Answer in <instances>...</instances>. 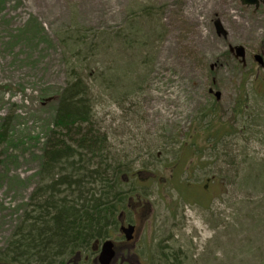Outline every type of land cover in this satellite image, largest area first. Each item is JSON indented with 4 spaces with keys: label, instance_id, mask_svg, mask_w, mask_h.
<instances>
[{
    "label": "rangeland",
    "instance_id": "obj_1",
    "mask_svg": "<svg viewBox=\"0 0 264 264\" xmlns=\"http://www.w3.org/2000/svg\"><path fill=\"white\" fill-rule=\"evenodd\" d=\"M146 5L154 8L153 23L141 19ZM138 18L147 22L143 42L152 53L128 51L139 66L128 69L130 83L116 90L99 84L116 65L127 72L120 53L104 62L81 56L75 70L94 83L92 125L105 139L104 165L118 166V173L161 174L191 154L188 143L205 141L199 157L208 161L216 152L222 175L220 200L207 210L193 211L160 183L137 188L157 201V239L173 233L177 240L165 256L177 254L176 264H264V68L251 59L260 51L264 58V10L249 12L240 0H0V124L9 119L0 148V249L29 224L38 189L51 181L40 176L43 150L76 61L78 33L129 35L130 21ZM229 47L243 49L244 65ZM99 73L105 76L95 79ZM173 205L185 214L177 224ZM103 237L100 245L115 239L116 227L108 226Z\"/></svg>",
    "mask_w": 264,
    "mask_h": 264
},
{
    "label": "trees",
    "instance_id": "obj_2",
    "mask_svg": "<svg viewBox=\"0 0 264 264\" xmlns=\"http://www.w3.org/2000/svg\"><path fill=\"white\" fill-rule=\"evenodd\" d=\"M153 10L151 5L144 6L140 11L143 12L141 19L144 17L153 23ZM130 22L129 35L95 32L91 36L83 34L81 37V32L78 33L79 37L72 45V49H76V61L68 68L71 75L58 97L54 115L55 130L43 150L40 176L51 181L38 189L37 202L28 216L29 224L26 225V222L22 228H18V233L7 246L0 249V264H76L82 260L77 254L90 252L91 240L102 238L107 231L108 221L112 219L111 215H114L121 199L119 190H115L119 188L117 175L120 173L118 166L104 165L105 139L92 125L89 85L94 83L85 82L75 70L81 64V56H88L91 62L98 58L104 62L109 57L115 59L116 53H120L124 57L119 61L126 59L124 66L127 72L119 71L120 67L116 65L111 68L110 76H106L99 84L110 88L113 86V90H116L115 86L130 83L128 69L134 71L139 66L134 65L135 54H128V51H141L146 56L152 53L151 49L148 50L150 45L143 42L144 37L148 36L143 34L147 22L143 23L139 18ZM159 29L155 27V31ZM122 36L125 38L120 39ZM110 37L116 39V46L109 45L113 41ZM128 47L131 48L126 50ZM93 76L97 79L105 75L99 73ZM8 125L9 119L4 118L0 124V148L7 143ZM107 168L111 172L106 176ZM248 179L249 176L246 181ZM96 185L102 188L100 192L91 188ZM257 209L254 210L255 214ZM260 216L263 221L261 229H264V212ZM249 218L252 217L246 219Z\"/></svg>",
    "mask_w": 264,
    "mask_h": 264
},
{
    "label": "flooded vegetation",
    "instance_id": "obj_3",
    "mask_svg": "<svg viewBox=\"0 0 264 264\" xmlns=\"http://www.w3.org/2000/svg\"><path fill=\"white\" fill-rule=\"evenodd\" d=\"M260 10H264V0H249V12L256 14ZM231 48L229 47V52L235 55V51ZM262 54V51L255 52L251 58L259 68H262V66L258 64L257 59H261L263 64ZM209 96H213L216 101L219 100L211 91ZM188 144H191L194 150L188 156L179 157L176 162L169 164L166 168L167 172H161V174L148 172L145 175L134 172L117 175L120 182L119 188L120 185L123 188L118 189L121 199L118 201V207L115 209L114 215H111L112 219L108 221V226L112 225L117 229V237L109 240L114 252L111 264H163L164 259L166 262L168 261V264H176L178 260L177 254L172 256L173 253H169L165 256V252L170 249V244L177 241L173 239L175 237L173 233L167 237L163 236L157 239L154 216V201H157L155 199L154 201L150 200L151 198L146 196L145 193H138L137 188L143 187L150 190L154 184L160 183V188L167 186V188L173 190L180 198V202H183L184 205H190L193 211L197 213L207 210V205L214 200H220L222 175L221 163L216 152H213L208 161H205L203 159L205 154L202 157H199V154H201L202 148L204 149L207 145L206 142L197 140ZM207 169L210 172L205 176L204 170ZM133 185L137 187L135 188ZM173 212H175V205L169 210V213L172 214L173 224H177L185 218L184 212L181 215ZM101 247L100 243L95 242L91 246L90 252L78 253L77 257L82 260L76 264H100L98 257ZM137 251L143 253L145 257L143 259L138 258L136 256ZM155 254L160 255V257L158 258Z\"/></svg>",
    "mask_w": 264,
    "mask_h": 264
},
{
    "label": "water",
    "instance_id": "obj_4",
    "mask_svg": "<svg viewBox=\"0 0 264 264\" xmlns=\"http://www.w3.org/2000/svg\"><path fill=\"white\" fill-rule=\"evenodd\" d=\"M240 1L242 5L249 6V0H240ZM235 51H236V57L237 58L240 57L243 60L244 59L243 49L241 47H238V48H235ZM257 61L259 64H262L261 59L258 58ZM216 96L218 97L219 94H216ZM112 248L113 247H112L111 242H106L102 245L101 251L98 257L100 264H111V261L114 258V252Z\"/></svg>",
    "mask_w": 264,
    "mask_h": 264
},
{
    "label": "bare ground",
    "instance_id": "obj_5",
    "mask_svg": "<svg viewBox=\"0 0 264 264\" xmlns=\"http://www.w3.org/2000/svg\"><path fill=\"white\" fill-rule=\"evenodd\" d=\"M34 206H35V205H33V207H34ZM102 238H104V237H102ZM102 238H100V239H96V240H94V241L92 240V241H93V243H94V242H99ZM106 242H109V240H108V241H103V242L101 243V245H103V244L106 243ZM92 245H93V244H92ZM90 247H91V246H90ZM87 252H88V251H87ZM87 252H86V253H87ZM83 254H85V252H83Z\"/></svg>",
    "mask_w": 264,
    "mask_h": 264
}]
</instances>
